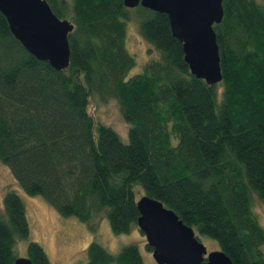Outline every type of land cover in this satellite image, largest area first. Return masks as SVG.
<instances>
[{
    "label": "trees",
    "instance_id": "trees-1",
    "mask_svg": "<svg viewBox=\"0 0 264 264\" xmlns=\"http://www.w3.org/2000/svg\"><path fill=\"white\" fill-rule=\"evenodd\" d=\"M44 1L73 26L64 70L26 53L0 15V163L19 192L1 196L0 264H13L16 240L28 238L23 195L90 228L105 217L113 234L137 227L147 195L231 264H264L251 206L253 195L264 204V6L222 1L213 27L222 79L209 85L191 74L165 14L124 0ZM133 20L156 55L126 78L136 64L125 47ZM92 92L118 100L127 142L88 113ZM43 250L28 240L22 258L48 264ZM85 254L84 264H144L133 244L112 255L90 242Z\"/></svg>",
    "mask_w": 264,
    "mask_h": 264
},
{
    "label": "water",
    "instance_id": "water-1",
    "mask_svg": "<svg viewBox=\"0 0 264 264\" xmlns=\"http://www.w3.org/2000/svg\"><path fill=\"white\" fill-rule=\"evenodd\" d=\"M223 0H124L127 9L142 7L168 18L171 35L182 46L192 75L216 85L222 79L213 27L223 17ZM0 15L20 47L54 70L69 65L67 35L73 26L60 20L44 0H0ZM137 227L152 249L156 264H231L221 251L208 252L194 229L160 201L142 195L137 201ZM13 264H31L16 258Z\"/></svg>",
    "mask_w": 264,
    "mask_h": 264
},
{
    "label": "rangeland",
    "instance_id": "rangeland-1",
    "mask_svg": "<svg viewBox=\"0 0 264 264\" xmlns=\"http://www.w3.org/2000/svg\"><path fill=\"white\" fill-rule=\"evenodd\" d=\"M257 1L264 6V0ZM125 47L136 61L135 66L126 74V78L141 72L145 64L156 55L153 50L150 51V46L139 35L134 20L126 22ZM87 111L96 123L109 126L124 142L128 141L129 123L124 119L119 102L114 97L105 94L99 96L97 92H92L88 98ZM5 189L14 190L19 194L10 171L0 163V203ZM21 200L24 201L29 234L25 240H16L14 255L17 258L25 257L26 242L32 240L38 242L44 249L48 264H84L87 260L85 254L87 246L90 242H96L112 255L118 254L127 245H136L144 264H156L152 252H148L145 248V237L138 227L133 228L130 233L113 234L105 217L100 216L90 228L87 223L73 216H60L52 207L46 205L40 196L23 195ZM251 206L253 214L264 228V204L253 195ZM197 238L208 252L218 251V246L213 240L199 234Z\"/></svg>",
    "mask_w": 264,
    "mask_h": 264
}]
</instances>
